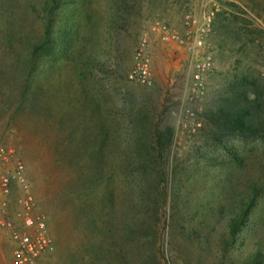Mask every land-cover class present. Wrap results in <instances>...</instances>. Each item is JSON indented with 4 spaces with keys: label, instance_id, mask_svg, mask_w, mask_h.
<instances>
[{
    "label": "rangeland",
    "instance_id": "rangeland-1",
    "mask_svg": "<svg viewBox=\"0 0 264 264\" xmlns=\"http://www.w3.org/2000/svg\"><path fill=\"white\" fill-rule=\"evenodd\" d=\"M211 2L215 61L191 133L177 117L187 52L157 24L181 33L183 14ZM143 35L151 86L127 79ZM243 74L264 76V0H0V143L23 161L54 240L36 264H264V153L232 136L226 151L208 118ZM254 187L262 195L232 235ZM0 264H14L1 229Z\"/></svg>",
    "mask_w": 264,
    "mask_h": 264
},
{
    "label": "built area",
    "instance_id": "built-area-1",
    "mask_svg": "<svg viewBox=\"0 0 264 264\" xmlns=\"http://www.w3.org/2000/svg\"><path fill=\"white\" fill-rule=\"evenodd\" d=\"M218 5L205 4L203 9L183 14V30L157 24L161 42L183 48L190 63L189 87L181 107L179 123L188 132L202 124L201 111L207 91V78L214 67L215 53L209 41ZM127 79L144 86L154 83L149 39L143 35L133 51V63ZM0 229L5 232L14 264H36L44 254L53 252L54 240L46 217L37 210L26 175V168L16 151L0 143Z\"/></svg>",
    "mask_w": 264,
    "mask_h": 264
},
{
    "label": "trees",
    "instance_id": "trees-1",
    "mask_svg": "<svg viewBox=\"0 0 264 264\" xmlns=\"http://www.w3.org/2000/svg\"><path fill=\"white\" fill-rule=\"evenodd\" d=\"M134 12H139V8L134 9ZM214 25L215 20L213 28ZM50 26V23L47 24L41 42L39 44H32V54L49 43ZM227 86V95L219 96V107L208 117L211 121L218 124L213 135L215 142L230 152V149L224 145V140L227 136L236 137V139L243 141L255 140L259 143L264 153V76H248L246 74L235 76ZM125 104L131 107L130 103L127 104L126 102ZM162 146L163 142L160 135L155 133L154 149L161 150ZM161 154L160 151L159 156ZM232 155L234 154L232 153ZM164 176L165 174L162 175L160 173L159 181ZM262 191L256 187L252 188L251 196L243 206L241 214L233 217L228 222L230 234H235L240 225L249 217V213L255 206L257 197L258 195H262ZM158 201L159 205H164V194L162 191L159 193ZM157 219L158 216H155V220ZM258 255H260L259 252L255 254V257H259Z\"/></svg>",
    "mask_w": 264,
    "mask_h": 264
},
{
    "label": "crops",
    "instance_id": "crops-1",
    "mask_svg": "<svg viewBox=\"0 0 264 264\" xmlns=\"http://www.w3.org/2000/svg\"><path fill=\"white\" fill-rule=\"evenodd\" d=\"M187 54V53H186ZM187 58H188V55H187ZM189 60V59H188Z\"/></svg>",
    "mask_w": 264,
    "mask_h": 264
}]
</instances>
